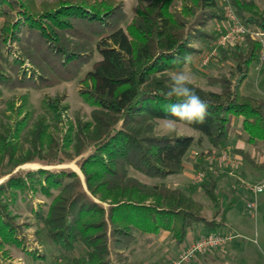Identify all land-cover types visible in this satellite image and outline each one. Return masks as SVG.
<instances>
[{"label": "trees", "instance_id": "1", "mask_svg": "<svg viewBox=\"0 0 264 264\" xmlns=\"http://www.w3.org/2000/svg\"><path fill=\"white\" fill-rule=\"evenodd\" d=\"M176 1L139 2L137 16L126 31L121 7L112 1L68 0L38 6L36 0H0V19L7 21L0 28V99L4 89L32 85L21 76L19 64L10 63L2 54L8 36L28 31L20 42L24 58L42 72L41 83L76 78L95 53L101 57L83 81L86 91L82 96L95 109L91 121L77 120L61 145L50 138L44 121H38L29 132L31 147L26 151L18 144L26 119L0 131V177L10 176L0 185V237L8 244L16 241L19 232L9 221L7 203L28 188L34 195L53 198L47 211L35 212L49 240L64 252L73 253L77 247L85 250L83 257L66 264H110L112 253L121 261L137 234L168 232L181 245L197 225L204 224L210 231L222 225L208 221L204 206L184 191L145 184L129 175L130 170L154 180L179 175L195 144L193 137L156 133L157 122L168 116L167 106L177 102L162 93L168 90L169 73L183 69V57L195 52L191 41L198 29L212 24L220 27L226 19L218 0H183L182 8L173 9ZM232 2L245 26L264 33V10L255 1ZM14 13H21L25 22L14 21ZM262 49L249 36L245 44L237 45L235 67L230 72L233 80H213L221 85L220 93L189 85L207 103L208 115L204 123L188 128L206 138L214 150L227 147L232 118L242 119L249 145L264 142V100L240 92ZM177 58L181 63H175ZM41 83L33 86L42 89ZM48 104L59 121V102ZM90 148L92 154L79 164L87 191L74 172L38 170L27 174L29 184L13 174L35 159L50 165L63 163ZM235 153L252 167L264 169V162L250 154ZM217 187L211 175L200 185L215 208L214 219L221 215L225 223L235 198L222 209Z\"/></svg>", "mask_w": 264, "mask_h": 264}, {"label": "rangeland", "instance_id": "2", "mask_svg": "<svg viewBox=\"0 0 264 264\" xmlns=\"http://www.w3.org/2000/svg\"><path fill=\"white\" fill-rule=\"evenodd\" d=\"M66 1L68 0H36L38 6L42 5V3L53 4L52 6H54V4ZM97 1H112L118 4L121 7L120 13L126 18L123 28L127 31V27L137 16L139 2L147 5L153 0ZM253 1L260 9L264 10V0ZM182 3L183 0H177L173 9L182 8ZM48 6L46 5V9L49 8ZM42 9L45 10V7H42ZM117 13L119 14V11ZM13 16V20H16L17 23L25 22V18L21 13L19 15L14 13ZM190 21L194 22V19H190ZM5 22H7L5 19H0V28ZM226 28L227 24L224 22L220 27L212 24L206 29H198L196 37H193L191 41V48L195 52L190 55L191 61L183 70L191 76L192 85L206 92H221V85L213 84L214 79L218 80L226 77L229 80H233L230 72L235 67L233 54L239 44H231L223 50L216 48V42L221 35L218 30L224 31ZM25 32L22 31L20 34L8 36L2 46V54L8 58L10 63L19 64L18 70L21 72V76L25 77L28 83L32 82V85H26L28 87L25 88L4 89L3 97L0 99V131L5 127H13L17 122L26 119V127L18 139V144L24 151L31 147L29 132L38 121L45 122L46 126H48L50 138H54L60 145L68 128L76 124L77 120L82 122L91 121V115L95 109L87 104L82 96L83 92L86 91V85L83 81L86 74L101 60L100 55L95 53L82 66L76 78L71 80L52 78L48 83H41L40 76L42 72L24 58L23 44L20 40L22 41L26 38L28 31ZM260 57L252 64L249 77L242 84L240 92L244 96L264 100V63L261 65ZM205 59H208L206 65L203 64ZM40 83L43 86L42 89H37L33 86L40 85ZM25 99L26 103H24ZM48 102H59V121L52 113L53 111ZM155 130L158 135L176 134L195 139V144L186 159L185 172L187 174L169 176L165 180L149 179L133 170L129 171V175L145 184H165L191 195L204 206L203 215L208 221L215 220L217 224H222L216 230L219 233L233 237L228 245L225 246V249L205 252L198 255L192 262H195L199 257L202 260L221 257L222 259H227L225 264H264V194L258 197L259 208L256 218L251 217L250 212L247 210V205L253 201V196L249 192L248 186L264 181V169L258 170L252 167L235 153V151L246 152L255 158L256 161L262 163L264 162V142L255 146L249 145L247 143V135L242 130L241 119L235 118H232L230 122V139L227 147L219 150H214L206 138H202L198 132L188 127L181 126L176 132L169 133L163 129L162 121H158ZM92 151L93 149L90 148L82 156L76 157L72 161L53 163L51 165L49 161L35 159L33 162L19 166L13 174L29 184L30 180L27 174L38 170L45 169L53 173L62 171L74 172L79 176L83 188L87 191L79 164L92 154ZM224 153L229 154L230 158L233 159L236 165L235 168L232 169L226 165L220 167L218 160ZM28 164H37L40 169L25 168ZM71 165L76 166L81 175L74 171ZM218 167H220L219 174L213 175L210 168L214 170ZM198 172H206L208 176H213L218 182L217 193L220 197L222 209L226 208L227 202L232 197L235 198L233 210L229 214L232 227L227 230L228 232L225 230L228 219L224 221L225 223H223L221 215L214 219L215 208L213 204L203 194L200 185L194 183V177ZM229 173H232V175H229ZM9 177H0V185L9 180ZM53 194L56 196L58 193L55 191ZM52 199L45 198L41 193L34 195L31 188H28L24 193H20L12 203H7V213L11 216L9 221L14 227L18 228L19 233L16 235V241L13 244H8L4 238L0 237V264H66L72 262L75 257L81 258L85 255V250L82 247H77L73 253L64 252L60 246L55 245L47 237L46 230L42 223L38 221L35 212L42 208L47 211ZM203 226L205 225L200 224L197 227ZM147 238V236L137 234L135 243L129 250L123 252L122 256L124 259L120 261L112 253L110 264H162L163 262H159V260L166 256L165 248H167V242H164L161 246L157 238L151 239L150 242ZM234 248L235 251L232 250Z\"/></svg>", "mask_w": 264, "mask_h": 264}, {"label": "built area", "instance_id": "3", "mask_svg": "<svg viewBox=\"0 0 264 264\" xmlns=\"http://www.w3.org/2000/svg\"><path fill=\"white\" fill-rule=\"evenodd\" d=\"M232 1L219 0L220 7L226 19L227 28L224 31L221 29L218 30L221 35L216 42V48L223 50L234 43L243 45L246 43V37L249 36L262 44L263 49L260 57L262 65L264 63V33L245 26L240 20ZM207 63L208 59H205L203 64L206 65ZM218 161L220 167L223 165L231 167L232 169L236 167L235 162L227 153H224ZM220 167L214 170L210 168V171L213 175H218ZM229 175H232V173H229ZM207 177L208 174L206 172H198L193 181L195 184L201 185L206 181ZM248 190L253 196V201L247 205V210L250 212L251 217L256 218L259 208L258 197L264 194V181L249 185ZM232 239V236L226 234L211 233L193 242L168 264H190L198 255L208 251L222 249Z\"/></svg>", "mask_w": 264, "mask_h": 264}, {"label": "clouds", "instance_id": "4", "mask_svg": "<svg viewBox=\"0 0 264 264\" xmlns=\"http://www.w3.org/2000/svg\"><path fill=\"white\" fill-rule=\"evenodd\" d=\"M185 66L191 61L190 56L183 57ZM175 63H181L177 58ZM191 76L183 69L172 72L168 90L162 93L166 99H176V103L167 106L168 116L162 120V127L166 132H176L179 127L202 124L208 115L207 103L189 87Z\"/></svg>", "mask_w": 264, "mask_h": 264}, {"label": "crops", "instance_id": "5", "mask_svg": "<svg viewBox=\"0 0 264 264\" xmlns=\"http://www.w3.org/2000/svg\"><path fill=\"white\" fill-rule=\"evenodd\" d=\"M241 126H242V119H241ZM185 169H186V167H185ZM183 173L187 174L185 171ZM217 185H219L218 182H217ZM217 189H218V187H217ZM230 200L227 202V205L230 202ZM232 210H233V207L230 210V212ZM230 212L227 214L228 224L226 225V228H225L226 231L230 227H232V224L229 220ZM197 226H199V225H197ZM197 226H195L192 230L189 231L184 243L181 245L175 244V242L171 239L170 234L168 232H161L159 235H156V236H147L148 237L147 239L149 242L151 241V239L157 238L159 245H161V246L163 245L164 242H167V244H166L167 248H165V255L166 256L164 258H162L161 260H159V262H163L162 264H168L169 262L174 260L180 254L181 251L186 249L189 245H191L193 242L197 241L201 237H204V236L209 235V234L214 233V232L219 233L217 230L216 231L215 230L210 231L207 226H203V227H197ZM219 234H223V233H219ZM224 249H225V247H224ZM232 250L235 251V248ZM226 261H227L226 258L222 259L221 257H218V258L213 257L210 260L209 259L202 260V258L199 257V258H197V260L195 262H192L190 264H209V263L210 264H225Z\"/></svg>", "mask_w": 264, "mask_h": 264}, {"label": "bare ground", "instance_id": "6", "mask_svg": "<svg viewBox=\"0 0 264 264\" xmlns=\"http://www.w3.org/2000/svg\"><path fill=\"white\" fill-rule=\"evenodd\" d=\"M71 166L73 167L74 171L78 172L81 175L79 169L76 166H73V165H71ZM25 168H30V169L36 170V169H40V166L37 164H28L25 166Z\"/></svg>", "mask_w": 264, "mask_h": 264}, {"label": "water", "instance_id": "7", "mask_svg": "<svg viewBox=\"0 0 264 264\" xmlns=\"http://www.w3.org/2000/svg\"><path fill=\"white\" fill-rule=\"evenodd\" d=\"M45 170V169H44Z\"/></svg>", "mask_w": 264, "mask_h": 264}]
</instances>
